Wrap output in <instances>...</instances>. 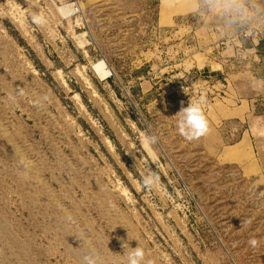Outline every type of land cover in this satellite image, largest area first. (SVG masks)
Instances as JSON below:
<instances>
[{"label": "rangeland", "instance_id": "obj_1", "mask_svg": "<svg viewBox=\"0 0 264 264\" xmlns=\"http://www.w3.org/2000/svg\"><path fill=\"white\" fill-rule=\"evenodd\" d=\"M191 3L0 0V264H81L89 247L109 264L135 247L145 264H264L260 138L215 115L254 34ZM198 100L207 132L189 138L180 111Z\"/></svg>", "mask_w": 264, "mask_h": 264}, {"label": "clouds", "instance_id": "obj_2", "mask_svg": "<svg viewBox=\"0 0 264 264\" xmlns=\"http://www.w3.org/2000/svg\"><path fill=\"white\" fill-rule=\"evenodd\" d=\"M191 11L205 21H213L220 32L230 36L241 32L256 33L264 28V0H192ZM22 94V93H21ZM198 100L195 104L182 108L181 117L178 121L180 133H191L189 138H195L207 132L201 104ZM37 106H40L39 104ZM158 143V137L152 133H145L142 144L152 148ZM34 168V162L26 156H21L17 161V175L22 180H27ZM156 179L150 176L146 179L144 187L152 191L156 187ZM249 244L255 248L258 246L257 239H250ZM81 264H109L101 251L95 247L85 249L81 256ZM124 264H145V252L140 247L132 248L126 253Z\"/></svg>", "mask_w": 264, "mask_h": 264}, {"label": "crops", "instance_id": "obj_3", "mask_svg": "<svg viewBox=\"0 0 264 264\" xmlns=\"http://www.w3.org/2000/svg\"><path fill=\"white\" fill-rule=\"evenodd\" d=\"M209 33V31H208ZM210 42L212 36L209 34ZM212 46V45H211ZM214 48L210 49V52ZM207 53H209L207 48ZM237 56L242 54L243 58L246 56L248 59H243L236 73L230 74L227 80L225 96L223 102L225 103L220 110L215 113L220 122L237 121L239 123H248L249 132L259 136V160H255L252 164L255 171H258V180L264 175V111L260 112L261 101H263L264 91V75L260 72L264 68V28H261L254 33L252 47L242 51L234 50L233 53ZM241 52V53H240ZM227 55V52L220 53V56ZM240 58V57H239ZM249 60V61H248ZM224 59L222 62H216L210 66V71H222L226 68L230 70L228 61L226 64ZM248 89L246 95L245 90ZM247 144V142H246ZM247 148V147H246ZM243 150V149H242ZM238 156H241L238 154Z\"/></svg>", "mask_w": 264, "mask_h": 264}]
</instances>
